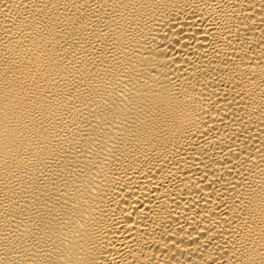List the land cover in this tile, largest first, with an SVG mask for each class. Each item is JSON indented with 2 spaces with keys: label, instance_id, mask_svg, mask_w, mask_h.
I'll return each instance as SVG.
<instances>
[{
  "label": "bare ground",
  "instance_id": "obj_1",
  "mask_svg": "<svg viewBox=\"0 0 264 264\" xmlns=\"http://www.w3.org/2000/svg\"><path fill=\"white\" fill-rule=\"evenodd\" d=\"M0 264H264V0H0Z\"/></svg>",
  "mask_w": 264,
  "mask_h": 264
}]
</instances>
